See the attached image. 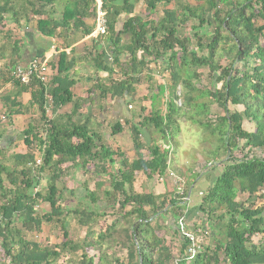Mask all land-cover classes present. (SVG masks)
<instances>
[{
  "label": "trees",
  "instance_id": "16d2710c",
  "mask_svg": "<svg viewBox=\"0 0 264 264\" xmlns=\"http://www.w3.org/2000/svg\"><path fill=\"white\" fill-rule=\"evenodd\" d=\"M58 1L0 0V30L10 18L35 15L45 36L72 28L92 33L83 21L96 18L95 0H72L56 19ZM194 1L195 7L183 0H104L108 29L97 38L108 49L96 50L93 56L89 49L85 57L91 56L93 67L106 76L96 77L86 97L74 96L71 70L77 59L64 52L49 62V72L54 67L56 73H50L48 81L34 77L29 85L21 84L31 91L30 105L37 108L38 119L23 132L29 151L0 161V264H172L177 248L176 264H264V203L256 204V199L264 200V0ZM140 2L146 14L136 12ZM160 5L162 16L156 19ZM123 16L127 19L120 26ZM187 26L190 31L181 34ZM124 35L129 37L126 42ZM152 64L169 73L166 83H151L154 77L146 70ZM202 70H208L213 89L196 86ZM144 77L150 82V110L142 107L140 116L111 125L112 136L129 131L136 153L130 160L114 151L90 120L77 117L85 106L94 105V95H99V104L108 97L134 101ZM205 97L222 110L209 121L212 124L198 119L211 114L212 103L200 101ZM230 103L242 105V111L230 110ZM184 117L212 127L220 144L204 166L213 163L222 169L200 197L201 224L189 226L203 237L190 261L189 243L176 224L188 206L185 196L175 190L154 194L134 188L138 172L147 178L165 174L170 145H176ZM246 118L255 123L253 130L244 127ZM146 134L159 136L167 147L155 139L148 143ZM76 170L108 180L101 191L105 210L98 209L99 190L90 188L86 192L93 208L63 206L66 195H75L65 179ZM239 193L247 195L244 202L237 200ZM40 201L49 211H38ZM108 213L117 218L109 222ZM168 215L172 225L161 224ZM67 217L85 228L82 239L70 238ZM48 223L62 230L60 243L43 245L29 238ZM170 232L178 236L179 245L168 237ZM205 238L212 241L206 244Z\"/></svg>",
  "mask_w": 264,
  "mask_h": 264
},
{
  "label": "crops",
  "instance_id": "0c3cea01",
  "mask_svg": "<svg viewBox=\"0 0 264 264\" xmlns=\"http://www.w3.org/2000/svg\"><path fill=\"white\" fill-rule=\"evenodd\" d=\"M70 3H72V0H60L57 2L55 6L57 10L55 14L56 19L62 17L63 10L70 5ZM37 19L38 17L35 15L28 16V18L19 17L18 21L10 18L8 19L6 27L0 30V161L7 158V156H11L13 153L24 154L29 151L24 141L23 132L30 124H34L38 119L37 108L30 105V100L32 98L31 91L23 90V86L20 83H16L10 78L12 70L16 66L25 67L35 58L47 59L49 64V62L55 59L61 52L66 53L69 59L76 57L77 65L71 70V74L76 81V85L73 87V93L76 98L87 96L88 89L94 85L98 75L106 76L103 72L100 73L93 67L91 56L88 55L85 57V52L89 49L93 52L92 56L96 54V50L108 49L104 42L98 43V35L94 33L96 18L89 17L83 21L86 27L93 28L91 34L83 35L81 32L82 28L76 30L72 28L70 31H63L57 36L52 37L45 36L39 31ZM126 19V16L121 17L119 25L122 26ZM128 38V35L123 36L125 42ZM50 73H56V68L50 67ZM146 73L155 77L154 69L151 66L146 70ZM114 76H119V74H115ZM153 82L155 83V81H152V83ZM146 86L147 88L149 87V85ZM139 87L141 88L143 85ZM150 95L149 92L146 93L140 91V89L138 90V98L134 99L136 103L141 105L138 111H136V109L134 110L133 103L131 102L133 100L131 98L121 99L118 97H108L106 101L102 103L104 104L102 109L99 107V105H102L99 104L101 101L99 95H94V105L85 106L77 119L81 122L90 120L91 127L104 136L108 145H110L114 151L120 150L127 158L133 160L136 158V153L133 149L129 131L126 128L121 133L112 136L111 124L116 122V120L124 123L125 120H130L134 116H140V114H142V107L147 108L146 111L148 112L152 102ZM162 103H165V99H162ZM68 107L70 106L63 107L59 113H62L64 109L67 110ZM136 120L138 121L139 119ZM144 139L148 143L155 139L158 145L163 148L167 147L166 142L155 134L153 137L146 134ZM170 146L171 158L165 174L147 178L143 172H138L134 183L136 192L166 194L175 190L171 173L180 176V173H185V171H183V163H178L175 153L173 154L175 148L174 144ZM142 154H144L146 158L150 157L149 153L146 151H142ZM196 162L200 163L199 156ZM221 172L222 169L220 166L209 163L206 167L204 166V170L200 172L197 177L192 176V174H195L194 171L189 174V179H195L189 187L188 195H185L188 202L185 216L189 226L192 227V224H201L202 215L197 208L200 197L203 192L213 184L214 180ZM79 173L83 179L84 177H86V179H105V176L96 178V176L85 175L77 170L70 177H75ZM261 203H264V200L256 199L257 205Z\"/></svg>",
  "mask_w": 264,
  "mask_h": 264
},
{
  "label": "rangeland",
  "instance_id": "374dc122",
  "mask_svg": "<svg viewBox=\"0 0 264 264\" xmlns=\"http://www.w3.org/2000/svg\"><path fill=\"white\" fill-rule=\"evenodd\" d=\"M184 2H188L191 4V6H196L198 3L194 0H183ZM174 7V5H172ZM158 15L156 19H159L162 16V10L163 6H158ZM136 12L139 14H146L143 3L140 2L137 7H136ZM190 31V26L184 27L181 30V34L188 33ZM195 41V40H194ZM151 67L154 69L155 77L153 81L154 85L156 84H162L166 83L169 73L167 71H163L160 66L155 64H152ZM153 71V70H152ZM151 71V72H152ZM202 80L198 83H196L197 87H205V88H211L210 79L208 77V70H202ZM152 83V82H151ZM140 85H143V87H139L140 91L142 92H149V89L147 88L146 85H150V82H148V79L146 77L143 78V83ZM139 85V86H140ZM180 89V88H179ZM178 89V94H180V90ZM140 94V92H139ZM145 94V93H144ZM138 98V91L137 94L135 95L134 99ZM203 103H208L211 104L212 100L205 97L200 100ZM133 103L134 110L138 111V108L141 106L135 101H131ZM180 103V102H178ZM230 110H238L242 111L243 106L242 105H233L230 103L228 105ZM211 114L207 116L206 119L203 117H200L198 119H201L205 122L213 121L215 120V114L222 113V110L218 107L216 103H212L210 106ZM139 122V121H138ZM211 123V122H209ZM113 124V123H112ZM111 124V125H112ZM212 124V123H211ZM255 126L254 122H251L250 119L246 118L244 120V127L247 130H253ZM212 127H202L196 123L191 122L188 118L184 117L180 119V126H179V132L175 135V142L176 146L174 145V151L173 154L175 153L176 161L178 163H183V171L180 173L181 178L186 182V187L191 183V179H189V174L192 173L193 171L195 174H198L204 170V165H206L207 162L212 160L211 153L214 152L217 147L219 146L220 142L217 139L218 137L211 132ZM110 146V145H109ZM111 147V146H110ZM174 156V155H173ZM198 156L200 157V163L196 162L198 161ZM171 158V155H170ZM76 174V173H75ZM174 175H176L174 173ZM81 174L79 173L75 177H70L69 179H65L67 185L69 188L73 189L75 191V195H66V199L63 201V206L67 209H73L80 206H85V207H94V205L91 203V199L87 197V192L86 188H90L91 190H99L100 192V200L97 202L98 209L103 211L105 210L106 204L103 202L104 200V194L101 192L103 189V186L108 184L107 179H103L102 181H99V179H86V177L81 178ZM174 180V179H173ZM101 182V183H100ZM140 182V179H139ZM63 184V181L60 183V185ZM99 184H102L99 186ZM45 185V183H44ZM247 199L246 194L239 193L238 194V201L244 202ZM38 211H49V206L44 204L43 202H39V204L36 206ZM112 215V216H111ZM117 217L113 213H108L106 216V219L109 222H112L116 219ZM161 224L166 225H172L173 223V218L168 215L164 220L159 221ZM199 223V221H198ZM67 224L69 227V235L70 238L74 240H80L84 237L85 235V228L80 226L76 220H74L71 217H67ZM222 224V223H221ZM223 225V224H222ZM193 227V224H192ZM161 234V233H160ZM212 234V231L210 232ZM168 237H171L174 242L179 245L178 241V236L175 235L174 233L170 232ZM29 238L38 241L39 243L43 245L47 244H55V243H60L63 240V232L59 227L54 228L53 225L51 224H45L40 232H36L34 234H29ZM203 237L199 236V241H201ZM210 238V237H209ZM205 243L208 244L210 240L212 239H204ZM179 247V246H176ZM179 248L173 250V261L172 264H176V261L178 260V255H179Z\"/></svg>",
  "mask_w": 264,
  "mask_h": 264
},
{
  "label": "built area",
  "instance_id": "2783aa9c",
  "mask_svg": "<svg viewBox=\"0 0 264 264\" xmlns=\"http://www.w3.org/2000/svg\"><path fill=\"white\" fill-rule=\"evenodd\" d=\"M103 2L104 0H95L96 22L94 33L98 36L105 35L108 29L106 15L103 9ZM11 75L22 85H29L33 81L34 77L42 82H46L49 80L50 75L48 60L35 58L25 67L16 66L13 69ZM40 162L41 159H37V164H40ZM171 176L174 179L175 191L178 194L185 196L186 182L183 180V178L176 176L173 173H171ZM261 193L264 194V189L261 191ZM184 200H187V198L184 197ZM176 224L180 235L189 243L187 261H190L199 252L201 241H199V236L189 229L188 220L185 215L181 216L176 221Z\"/></svg>",
  "mask_w": 264,
  "mask_h": 264
}]
</instances>
